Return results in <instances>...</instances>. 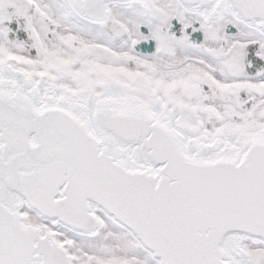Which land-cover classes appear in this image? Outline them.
I'll use <instances>...</instances> for the list:
<instances>
[{
	"label": "snow or ice",
	"instance_id": "1",
	"mask_svg": "<svg viewBox=\"0 0 264 264\" xmlns=\"http://www.w3.org/2000/svg\"><path fill=\"white\" fill-rule=\"evenodd\" d=\"M0 264H264V0H0Z\"/></svg>",
	"mask_w": 264,
	"mask_h": 264
}]
</instances>
